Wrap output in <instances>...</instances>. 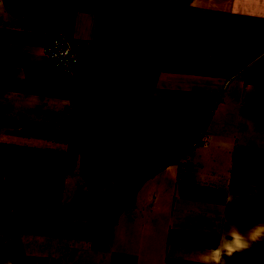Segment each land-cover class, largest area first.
<instances>
[{"label":"crops","instance_id":"1","mask_svg":"<svg viewBox=\"0 0 264 264\" xmlns=\"http://www.w3.org/2000/svg\"><path fill=\"white\" fill-rule=\"evenodd\" d=\"M0 264H264V0H0Z\"/></svg>","mask_w":264,"mask_h":264},{"label":"built area","instance_id":"2","mask_svg":"<svg viewBox=\"0 0 264 264\" xmlns=\"http://www.w3.org/2000/svg\"><path fill=\"white\" fill-rule=\"evenodd\" d=\"M44 52L58 73L75 77L86 55V43L63 32H52Z\"/></svg>","mask_w":264,"mask_h":264},{"label":"trees","instance_id":"3","mask_svg":"<svg viewBox=\"0 0 264 264\" xmlns=\"http://www.w3.org/2000/svg\"><path fill=\"white\" fill-rule=\"evenodd\" d=\"M101 200L106 203L100 204V202L97 201V204L101 207V212L99 215L94 216L96 218L94 224L98 229H106L109 217L122 205L124 197L122 194H117L116 196V193L113 194V192L111 193L109 191L106 192L104 196H101Z\"/></svg>","mask_w":264,"mask_h":264},{"label":"rangeland","instance_id":"4","mask_svg":"<svg viewBox=\"0 0 264 264\" xmlns=\"http://www.w3.org/2000/svg\"><path fill=\"white\" fill-rule=\"evenodd\" d=\"M95 189H97V186H95V187H93L91 189L88 186L86 188L85 187H81L80 189H78L79 191L76 192V197H75L76 200L78 199L77 200V203L76 204L75 203L74 204L71 203V204H69V205L66 206V211L71 216V218L72 217H75L73 215V213L74 214L75 213L76 214L79 213L81 215V213H83L87 209H89V207H88L87 204H89V202H91L93 200L95 201L97 199L95 195H96V193L98 191H95ZM106 192H107V190L104 191V192H102V193H100L99 196H103ZM114 193H116V196H117V194H118L117 191L114 190ZM101 194H103V195H101ZM94 197L96 199H94ZM97 201H99L100 204L101 203H104V204L106 203L105 201H102L101 198H100V200H97Z\"/></svg>","mask_w":264,"mask_h":264}]
</instances>
